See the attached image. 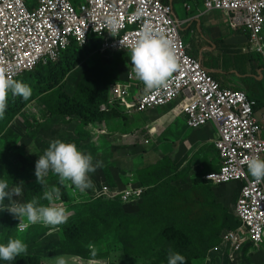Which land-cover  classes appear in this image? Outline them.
<instances>
[{"label": "rangeland", "instance_id": "374dc122", "mask_svg": "<svg viewBox=\"0 0 264 264\" xmlns=\"http://www.w3.org/2000/svg\"><path fill=\"white\" fill-rule=\"evenodd\" d=\"M93 46L68 47L56 62L17 78L31 87L32 95L28 100L8 97L0 119V176H8L10 186L21 185L25 202L35 198L48 204L42 198L43 191L55 184L53 179L59 182L58 176L49 171L39 184L34 175L35 162L51 141L74 142L78 150L91 154L93 163L101 164L89 174L93 187L86 192L100 185L120 187L128 179L148 186L138 203L87 202L82 220L95 211L97 221L87 227L86 247L99 250L103 264H167L170 251L183 255L184 264H264V248L245 245L233 262L229 261V251L215 249L222 235L240 227L235 218V199L240 190L236 189L234 197L229 190L231 182L200 180V176L219 167L213 148L217 139L214 131L185 129L184 140L180 141L187 143L189 150L181 151L173 128L163 121L169 117L167 112L157 110L145 120L128 119L120 113L110 118V113L101 112L100 106L106 109L114 105L105 91L108 85L123 81L130 70V57L121 50L100 53V46ZM62 70L64 73L59 74ZM146 119L150 123L145 125L154 126L155 133L146 138L150 144L138 147ZM132 132L137 147H125ZM208 133L215 137L211 144L204 142ZM103 140L108 147L101 145ZM160 171L163 175L156 179L154 175ZM63 185L71 204L84 200L70 182ZM54 203L65 204L62 196ZM68 213L69 217L73 211ZM13 219L7 211H0V242L19 238L27 244V252L21 256H32L36 264H52L49 258L60 255L57 247L61 250L62 232L49 233L31 226L24 234L12 233ZM114 228L117 232H111Z\"/></svg>", "mask_w": 264, "mask_h": 264}, {"label": "built area", "instance_id": "2783aa9c", "mask_svg": "<svg viewBox=\"0 0 264 264\" xmlns=\"http://www.w3.org/2000/svg\"><path fill=\"white\" fill-rule=\"evenodd\" d=\"M33 1L29 4L27 0H0V69L13 79L38 65L56 62L72 43L82 46L95 39L100 41V53L121 50L130 55L131 46L145 28L172 42L177 69L167 81L146 91L131 75L129 63L125 79L108 89L107 97L114 101L111 108H120L129 117L175 103L188 128L195 130L212 124L219 167L200 176V180L240 185L235 202L240 227L222 235L221 242L233 251L247 242L261 244L264 181H256L247 172L250 157L264 159V128L254 115L256 102L243 90L220 87L200 61L187 53L179 35L181 23L173 16L171 6L161 0ZM203 7L225 14L231 28L248 32V50L261 56L264 68V0H205ZM109 19L115 21L114 26L108 23ZM100 186L92 190L96 196L118 198L122 204L138 203L146 189L133 179L121 189ZM25 229L18 227L21 232ZM73 261L87 264L78 257Z\"/></svg>", "mask_w": 264, "mask_h": 264}, {"label": "clouds", "instance_id": "9594fccd", "mask_svg": "<svg viewBox=\"0 0 264 264\" xmlns=\"http://www.w3.org/2000/svg\"><path fill=\"white\" fill-rule=\"evenodd\" d=\"M108 23L112 26L115 25V21L112 19H109ZM130 63L132 66L131 75L143 84L146 91L163 85L177 69V57L172 42L159 32H154L148 28H145L139 34L131 46ZM39 66L43 65H38L37 67ZM36 68L30 72L35 71ZM26 73L29 72H25L13 79L5 74V70L0 69V119L4 117L9 95L13 97L19 96L24 100H28L32 95L31 87L27 83L17 80V78ZM109 87L107 88L106 96ZM114 109L120 110L124 117L127 116L120 108L102 110L100 106L101 112H109ZM100 166L99 161L93 163L91 154L78 150L74 142L56 139L51 141L43 151V154L38 156L34 166V175L37 182L41 184L42 177L51 171L58 176L61 185L68 181L75 189L84 192L93 187L89 174L95 172L96 168ZM247 172L256 181L264 179V159L250 157L247 160ZM20 193L22 195L23 191H21L19 184L10 186L8 176H0V211H7L16 218L17 230L18 227L27 228L37 222L55 226L67 220L69 215L67 210L54 203L60 200L61 193L59 188L52 186L43 191L42 198L48 201V204L38 203L35 198L25 203H18L17 201L21 199L19 198ZM6 198L7 204L5 203ZM24 221H28L30 224L26 226ZM26 252L27 244L19 238L10 237L6 242H0V262L13 261L17 256L26 254ZM91 256L94 257L95 252H92ZM73 258L74 256L65 257V255L61 254L49 259L52 264H76ZM184 262L185 258L183 255L178 252H169L167 264H184ZM87 264H97V262L94 259H89Z\"/></svg>", "mask_w": 264, "mask_h": 264}, {"label": "crops", "instance_id": "0c3cea01", "mask_svg": "<svg viewBox=\"0 0 264 264\" xmlns=\"http://www.w3.org/2000/svg\"><path fill=\"white\" fill-rule=\"evenodd\" d=\"M161 1L164 4L171 6L173 16L180 21L181 25L179 35L185 42L187 53L200 61L202 67L215 81H217L220 87L245 91L247 96L256 102L254 115L258 120H260L261 126L264 128V119H262V113L264 111V68L261 56L248 50V32L239 27L231 28L227 23L225 14L219 13L215 10H205L203 7V2L205 0ZM157 110H161L169 114V117L165 118L163 121L168 122L169 127L173 128L175 133L174 137L179 141L177 147H181V151L185 148L189 150V145L187 143H184V145L181 143V141L184 140L182 136L185 134V129L190 131L194 130L189 129L186 126L185 119L178 113V108L175 103L129 116L128 119L142 117L145 120V118L153 115V113ZM112 111L122 114L118 109H114ZM125 117L127 118V116ZM147 121L150 123V120L148 119L143 122L145 134L142 136L143 138H140L138 147L150 144L151 140L146 138H150L155 133L154 126L145 125ZM201 129L206 130V132H209L212 129L216 134L212 124H208L195 130ZM135 135V132H132L131 135L127 137L125 147H137L138 143ZM214 138L215 137L208 133L207 136L204 137V142L211 144ZM200 142L202 141H196L197 144ZM111 143L114 147H118L116 142L111 141ZM95 144L96 142H94L93 145ZM101 145L103 147H108V143H105V140L101 142ZM214 151L217 153L215 148ZM181 156H184V153H180V157ZM216 160L219 164L218 158H216ZM217 168L218 165L215 169ZM129 180L130 179L126 182ZM228 185L231 194H234L235 197V191L236 189L239 190L240 185L238 183H231ZM237 197L238 192L236 194V199ZM245 245L259 249L264 248V237L261 244L254 246L250 242H247L238 251H233L227 244L222 243L220 239V244L215 249L229 251L232 255V257L229 258V261L233 262L235 258L241 255Z\"/></svg>", "mask_w": 264, "mask_h": 264}, {"label": "trees", "instance_id": "16d2710c", "mask_svg": "<svg viewBox=\"0 0 264 264\" xmlns=\"http://www.w3.org/2000/svg\"><path fill=\"white\" fill-rule=\"evenodd\" d=\"M89 43H92V45H94L93 46L94 48L100 46V41L99 40H95V39L94 40H90ZM72 47H76V44L75 45L71 44L69 46V48H72ZM67 50H65V51H67ZM65 51H63L62 53H64ZM62 53H61V55H62ZM48 64H52V63H48ZM38 68H40V66L37 67L36 69H38ZM31 73L32 72L26 73V75L31 74ZM63 73H64V71L62 70L59 74H63ZM122 79L124 80L125 76ZM120 80L121 79H119L118 81H120ZM108 87H109V85L107 86V88ZM107 88H106V91H107ZM106 91H105V96H106ZM18 105L19 104H17L16 106H18ZM13 112H14V109L9 111V115H11ZM107 113H110L109 114L110 118H115L117 116V113H115V111L105 112L104 114H107ZM9 115L7 116L8 120L10 119ZM2 130L4 131V127L2 128ZM162 173H163L162 171L156 173L154 175L155 178L159 179V177L161 175H163ZM51 182H55V184H53V186L58 187L59 190H60L62 199L65 202V204H63L62 207L65 206V209L68 212H72L73 211V214L70 215L64 223H61L59 225H55V226H53V225H45L42 222H37V223H34L32 226L34 228L42 229V231L46 230L49 233L59 232L61 234V232H62L63 240H62L61 250H60L59 246L57 247V250H58L60 255L63 254V255H65V257H67V256L68 257H73V256L74 257H78V258H80L83 261H88L89 259H94V260L102 259V258H100V257H102L101 254H100V251L99 250L98 251L97 250L92 251V248L91 249L89 248L90 246L86 247V240L84 239L85 236H86L85 232L87 230L88 225H91L92 223L97 221L96 212L92 211L90 213L91 217L90 218H84V220H82V216L85 213L84 212L85 206L87 204H89L87 202L93 203V202H96V201H98V202H105V201L112 202V201H116V202L120 203L118 198L112 199V197H109V198L106 197L107 199H105V198H103V196L102 197L99 196V195L96 196L95 191L89 190L88 192H86V190H85L84 192H81L82 196L84 197L83 198L84 200H82L80 202H76L74 204H71L70 201L67 198V194H65L64 185H61L58 181H56L54 179ZM56 184H58V185H56ZM142 186L145 187V188L148 187V186H146L144 184H142ZM67 187L70 189L69 186H67ZM100 187L101 186H98L97 189H100ZM109 187H119V186L113 184V186H109ZM23 193H24V189H23ZM145 193H146V190L144 191V193L142 195L143 197L145 196ZM82 196L79 195V197H81V198H82ZM99 197H101V199H99ZM21 203H25L24 195L22 197ZM118 203H116V204H118ZM74 212H77V214H74ZM75 217H77V219ZM72 218H74L75 220L72 221L71 220ZM15 219L16 218L13 219L14 224H12V233L14 232V233H18V234L21 235V234H24L27 230L31 229L30 228L31 226H29L22 232L18 231L17 228H16L17 220H15ZM114 230L117 232L116 228L112 229L111 232H113ZM104 232L107 233L109 231H104ZM80 244H81V246H80ZM69 246H74V247L73 248H69ZM82 246H83V248H82ZM92 252H95V256L94 257L91 256ZM33 259L34 258L32 256H30V257H28V256H25V257L24 256H17L13 261L0 262V264H36V262L34 263Z\"/></svg>", "mask_w": 264, "mask_h": 264}]
</instances>
